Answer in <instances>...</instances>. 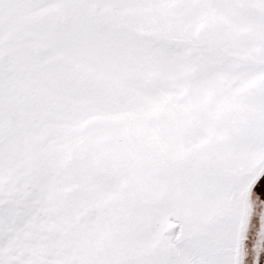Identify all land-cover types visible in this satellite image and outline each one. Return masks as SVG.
Returning <instances> with one entry per match:
<instances>
[{
  "label": "snow or ice",
  "instance_id": "1",
  "mask_svg": "<svg viewBox=\"0 0 264 264\" xmlns=\"http://www.w3.org/2000/svg\"><path fill=\"white\" fill-rule=\"evenodd\" d=\"M0 264H264V0H0Z\"/></svg>",
  "mask_w": 264,
  "mask_h": 264
}]
</instances>
